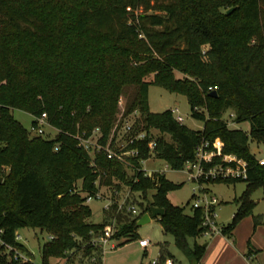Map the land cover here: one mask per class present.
Returning <instances> with one entry per match:
<instances>
[{"label":"trees","instance_id":"trees-1","mask_svg":"<svg viewBox=\"0 0 264 264\" xmlns=\"http://www.w3.org/2000/svg\"><path fill=\"white\" fill-rule=\"evenodd\" d=\"M149 73L152 79L144 80ZM151 83L184 94L202 127L179 122L170 108L150 110ZM129 85L134 90L124 113L136 109L137 127L169 134L170 141L155 136L154 151L171 168L192 159L203 139L216 137L223 152L247 161L246 178L204 180L246 183L231 220L219 231L232 236L238 221L251 213V193L262 187L264 194V166L249 149V141L264 143V0H0V166L9 167L0 181V264H34L29 251L24 260L6 246L27 252L15 238L16 229L25 226L51 236L39 247L40 264H56L53 258H63L62 264H102L101 252L90 242L77 260L72 249L81 248L76 237L88 240L105 224L87 220L91 209L85 201L98 190V178L109 185L112 176L145 199L153 189L141 211L120 222L118 244L137 236L136 220L154 205L163 208L156 216L162 229L173 235L189 264H198L205 251L195 239L205 230L202 208L185 212L167 197L180 183L162 172L143 173L139 159L149 155V137L128 145L139 153L130 158L134 168L127 175L121 162L101 151L90 164V155L71 135L99 126L104 142ZM13 107L33 116L45 111L58 131L52 137L30 135L12 115ZM227 109L234 122L248 121L249 130L227 125L222 117ZM110 208L121 217L115 204Z\"/></svg>","mask_w":264,"mask_h":264},{"label":"rangeland","instance_id":"rangeland-1","mask_svg":"<svg viewBox=\"0 0 264 264\" xmlns=\"http://www.w3.org/2000/svg\"><path fill=\"white\" fill-rule=\"evenodd\" d=\"M139 10H141V8ZM149 11H154V10L150 9ZM206 47L207 45H204L203 49H206ZM174 74L175 76L178 77L184 76V74L179 71H174ZM152 77H153V73H149L148 75H145L143 79L151 80ZM133 90H134V86L132 85L124 87L118 99V111L116 112V118L122 114L121 116H123L124 117L123 119L126 120L127 122L130 121L131 119H136L139 117L140 113L136 109H133L128 113H124L125 102L132 95ZM147 99L150 110L161 111L166 108L177 107L178 113H180L183 116V123L186 126L193 129H200L202 127V121L191 116L190 107L186 99V96L184 94L177 92H170L160 85L151 83L148 86ZM199 109L201 110L202 108L199 107ZM231 112H232L231 109H227L222 113V117L225 119L230 118ZM11 113L14 116V118H16L18 121H20L23 124L25 128H27L28 130L31 128V121L34 118V116L31 113L15 107L11 108ZM237 126L242 128L244 131L249 130V122L246 120L238 122ZM149 130L154 137L158 135H162L165 140L168 141L171 140L169 134L165 132L162 133L161 131H159V129L155 127H150ZM45 131L47 136H53L57 132L56 128L50 126H46ZM29 134L33 135L31 131H29ZM94 138H96V136ZM249 149L252 153L255 154V156H258L262 153L261 150L263 149V145L257 144L255 141L252 140L249 141ZM90 152L92 153V150ZM148 152L149 155L146 158L139 159L144 173L149 174L148 173L149 171L150 172L149 175H153L155 172H160V170H163L162 173H164L167 179L171 180L174 183H180L178 187L171 189L167 192V197L170 200V202L182 206L184 205V211L190 212L192 209L191 202L193 201L194 198V196L192 197L191 195L193 194L194 191L196 192V195L201 199V201L209 200L212 203H214V207H215L214 210L217 214V220L220 226L225 225L231 220L232 213L233 211H235V209L238 206V202L236 199L240 195L241 191L244 189L246 184L245 181L239 180L231 183H226L223 181L199 183L197 180L190 178L189 174L187 173V171L183 166L180 168H171L166 163L165 160L155 155L154 150ZM123 168L125 169L127 175L132 174L133 172L132 165H127V166L123 165ZM111 180H112L111 184L100 185L98 186V190H100L105 197L109 196L112 198L111 199L112 204H115V212L117 214L120 213L121 217H118L117 215H115V213H112L114 208L111 209L110 206L107 210L103 209V214L102 217L100 218L98 216V210L103 203L102 199L92 198L86 200L85 202L89 204V206H91L94 211V213H91V215L87 218V220L90 222H101L105 220L104 225L112 224L114 231L111 237L115 238L116 237L115 234L118 231L120 222L124 221L126 218L129 219V217H131V215L133 214L131 211L126 209V206L130 204L133 205L137 210V213H139L141 209L145 206L146 200L150 198L153 189H149L147 191V197L145 199L139 191L131 190L130 186L124 180L119 179L116 176H112ZM77 185L78 187L80 186V181L77 182ZM251 198L255 201L253 214L258 216L262 214V217L264 218L263 188L257 187L251 193ZM188 199H189V203L186 204V201ZM118 203H122L121 208H118L117 206ZM109 210L111 211V214L109 213ZM108 214H110L111 216H109ZM135 230L137 232V236L134 239H132V242H134V240H138V238L140 237H147L150 240L149 245L147 246V250H148L147 255L144 256L145 261L152 260L154 258H159V264H166V259L169 258L172 264H189L188 258L185 256L183 251L176 245L173 235L170 232H165L162 229V226L160 225L157 218L152 217L150 221L136 225ZM16 233L19 234L17 240L22 242L27 249V252L25 251L24 252L20 251V252L28 257L29 256L28 250H29V252L32 254L31 258L34 264H39L40 263L39 247L45 240H47L48 238L47 232L40 231L38 228L25 226L16 229ZM100 233L101 230L97 232H93L88 240H84L79 236L76 237V239L79 241V244L81 246L80 249H76V250L72 249L73 252L74 251L76 252V260L78 256L83 254V250H82L83 247L88 242L91 243L93 239L96 236H98ZM213 234L223 235L221 232L215 231L212 232L211 234L201 233L198 236H196L195 239L196 241L203 243L206 240L210 241L211 238L215 236ZM260 236H262L261 239L263 240L264 233L261 232ZM229 237L232 236L230 235ZM121 238L122 237H120L119 239ZM112 242L113 241L110 240L107 243V245L104 247V249L110 252L109 246ZM188 242L189 244H192L193 238L188 237ZM93 246L96 247V249L97 248L99 249V253L102 252L103 249L101 246L99 245H93ZM96 249H94V251ZM247 251L249 252L248 255H250V253H257L259 252V247L254 245L252 241L251 242L248 241ZM125 255H126L125 251L117 252L116 255L114 254L112 255L110 253L106 255L104 254V261L106 264H120V261L123 260V257H125ZM53 260L56 262V264H62L64 261L63 258H53Z\"/></svg>","mask_w":264,"mask_h":264},{"label":"built area","instance_id":"built-area-1","mask_svg":"<svg viewBox=\"0 0 264 264\" xmlns=\"http://www.w3.org/2000/svg\"><path fill=\"white\" fill-rule=\"evenodd\" d=\"M215 87L209 86V89H214ZM175 119L182 122V115L178 113L177 107L170 108ZM122 115V114H121ZM118 116L116 120L111 124L107 136L104 142H101L103 137V132L99 126H94L91 130L87 131L85 129L77 128L71 135L77 140V145L81 146L90 155V164L95 165L94 155L96 152L101 151L107 158L115 159L121 162L124 166L134 164L131 162L130 158L138 156L139 149L134 146H128L134 140H139L144 137H149L147 140V148L149 151L154 150L156 146L155 137L150 132V127L145 129L140 126L137 127L135 124V119L130 121L124 120L123 116ZM233 117V112L230 113ZM226 119L227 125L234 123L232 118ZM35 123L31 124L29 131L33 135H46L45 127H54L48 118L45 111L41 112L39 115L34 116ZM58 131V129L56 128ZM96 136V138H94ZM52 137V136H47ZM94 138V139H93ZM58 144H54L53 149L58 150ZM92 150V153L90 152ZM261 154L255 156L258 164L264 166V143ZM214 158L217 160L214 161ZM142 159V158H140ZM183 167L189 174L190 178L198 180L202 179H225V178H246L248 173L249 165L247 161L233 153H225L222 150V142L219 138H214L212 141L208 139H203L194 150V156L192 159H188L184 162ZM142 168V167H141ZM9 167L7 165L0 166V176L7 173ZM162 172V170H160ZM144 173V172H143ZM150 174V172L148 171ZM148 175L147 173H144ZM99 185V178L95 181ZM202 183V182H199ZM195 190V189H193ZM194 198L191 202V208L200 206L203 211L201 224L205 226L204 234H211L212 232L219 231L220 225L216 221V213L212 206V202L209 200L201 201V199L193 191ZM96 198L102 199V208L108 209L112 205L111 197H105L100 190H97L93 194L87 195L86 200ZM118 208L122 207V203L117 204ZM126 209L132 213H137V210L133 205L126 206ZM114 231L112 224H106L101 229V233L96 236L91 242L92 245H99L102 249L107 245V243L112 239L111 235ZM2 229L0 228V244H3L1 239ZM18 233H15V238L18 239ZM49 237H51L49 235ZM149 239L147 237H140L138 243L142 247L149 245ZM7 249H13L14 257H20L27 260L28 257L21 253L16 248L6 245ZM149 264H159V258H154L149 261ZM166 264H172L171 260L166 259Z\"/></svg>","mask_w":264,"mask_h":264},{"label":"crops","instance_id":"crops-1","mask_svg":"<svg viewBox=\"0 0 264 264\" xmlns=\"http://www.w3.org/2000/svg\"><path fill=\"white\" fill-rule=\"evenodd\" d=\"M229 126L238 127L236 122ZM100 185L101 184L98 186ZM212 206L215 208L214 203H212ZM89 207L91 209V213H94L92 207ZM253 208L250 214L242 217L235 225L232 230V237L225 234H213L215 236H213L210 241H204L206 242L205 251L198 264H264V239L262 240V236H260L261 232L264 233V218L262 217V214L260 216L253 214ZM102 214L103 208L101 205L98 210V216L101 218ZM152 217L157 218L156 216ZM152 217H150L148 221H150ZM216 221L218 222L217 214ZM47 237H49L48 233ZM110 240L113 241L109 246L110 252L104 248L101 252L102 264H106L104 261V254L106 255L110 253L112 255H116L117 252L121 251H125L126 255L123 257V260L120 261V264H149L150 260H144V256L147 255L148 252V245L146 247H142L139 245L138 240H134V242H132V240H128L122 244H118L120 241L119 239L116 240L115 238H112ZM248 241H252L254 245L259 247V252L250 253V255H248Z\"/></svg>","mask_w":264,"mask_h":264},{"label":"water","instance_id":"water-1","mask_svg":"<svg viewBox=\"0 0 264 264\" xmlns=\"http://www.w3.org/2000/svg\"><path fill=\"white\" fill-rule=\"evenodd\" d=\"M230 9H228L227 11H230ZM210 93L215 94V90L212 89ZM1 180H2V177L0 176V181ZM162 213H163V208L157 207V206H154V205H150L148 210L143 212L141 214V216L136 220V225L142 224V223L148 221L150 219V217L157 216V215L159 216ZM202 245L205 246L206 242H203Z\"/></svg>","mask_w":264,"mask_h":264}]
</instances>
